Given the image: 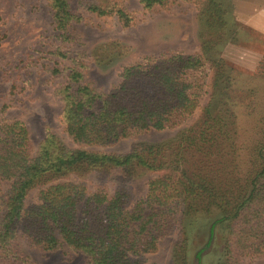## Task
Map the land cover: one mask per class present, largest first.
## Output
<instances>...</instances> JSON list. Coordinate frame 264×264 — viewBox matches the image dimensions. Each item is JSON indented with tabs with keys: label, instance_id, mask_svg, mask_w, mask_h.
Wrapping results in <instances>:
<instances>
[{
	"label": "trees",
	"instance_id": "trees-1",
	"mask_svg": "<svg viewBox=\"0 0 264 264\" xmlns=\"http://www.w3.org/2000/svg\"><path fill=\"white\" fill-rule=\"evenodd\" d=\"M165 1L138 0L143 8ZM222 6L200 0L198 52L144 56L122 67L119 82L104 93L84 81L79 68H69L55 93L72 147L48 132L33 150L24 123L7 119V105L0 107V264H33L24 246L64 247L84 254L89 264H147L146 255L174 230V264H189V228L197 218L207 220V227L196 264L218 230L223 247L217 264L264 256V110L257 136L242 156L235 102L228 93L235 86L233 71L217 55L228 31ZM51 8L55 28L61 30L57 36L66 39V25L76 14L69 0H51ZM84 8L129 23L114 2L88 1ZM208 75V98L199 119L175 139L135 145L126 153L89 149L179 126L198 107ZM152 171L160 173L129 205L125 187L110 182L114 174L126 179ZM89 174L96 177L90 187L80 179Z\"/></svg>",
	"mask_w": 264,
	"mask_h": 264
},
{
	"label": "rangeland",
	"instance_id": "rangeland-1",
	"mask_svg": "<svg viewBox=\"0 0 264 264\" xmlns=\"http://www.w3.org/2000/svg\"><path fill=\"white\" fill-rule=\"evenodd\" d=\"M88 1L114 2L127 13L129 23L123 24L114 14L98 15L88 11L84 8ZM217 1L226 11L228 29L224 42L217 47V55L233 71L235 86L228 93L235 102L232 108L239 127L237 144L241 155L245 156L257 136L255 127L264 110V0ZM199 4L200 0H166L161 5L143 8L138 0H69L76 18L66 25L69 34L64 39L65 35L57 36L61 30L55 28L51 0H0V107L7 105L5 117L24 123L33 150L48 132L59 135L66 145L74 146L64 132L60 114L62 102L55 93L65 82L67 70L79 68L84 81L95 91L104 93L119 82L122 67L144 56L173 51L196 53L203 29ZM59 52L66 53L67 57H61ZM53 67L64 71L53 74ZM205 80L198 107L179 126L147 130L89 149L126 153L135 145L170 142L199 119L201 107L208 98L209 75ZM159 173L152 171L126 179L114 174L110 182L125 187L129 205L145 195L148 179ZM80 179L90 187L96 177L89 174ZM34 194L35 191L31 192L28 200H32ZM191 221L188 262L196 264V252L205 242L207 220ZM221 233L218 230L211 244L200 254V264L218 263L223 247ZM176 240V230L160 239L157 250L146 255L147 264H174ZM24 250L33 264H89L84 254L67 251L64 247L42 251L24 246ZM240 263L264 264V256H243Z\"/></svg>",
	"mask_w": 264,
	"mask_h": 264
}]
</instances>
